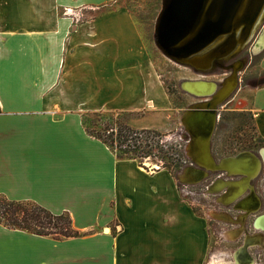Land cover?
Wrapping results in <instances>:
<instances>
[{
  "label": "crops",
  "instance_id": "crops-1",
  "mask_svg": "<svg viewBox=\"0 0 264 264\" xmlns=\"http://www.w3.org/2000/svg\"><path fill=\"white\" fill-rule=\"evenodd\" d=\"M118 2L0 0V194L69 211L81 232L58 238L0 223V264L209 262V220L178 174L119 158L83 126L85 112L168 102L132 12ZM85 6L98 10L79 20ZM251 109L264 140V82Z\"/></svg>",
  "mask_w": 264,
  "mask_h": 264
},
{
  "label": "rangeland",
  "instance_id": "rangeland-1",
  "mask_svg": "<svg viewBox=\"0 0 264 264\" xmlns=\"http://www.w3.org/2000/svg\"><path fill=\"white\" fill-rule=\"evenodd\" d=\"M163 1L119 0L118 3L126 6L132 12L143 36L147 51L154 63L156 72L162 81V86L167 93L168 102L163 108L146 105L145 109L139 111H121L124 114L115 115V120L117 122L129 121L137 129L155 128L163 135L162 143L164 149L171 148L168 153L169 156L175 158L176 156H181L182 153L185 154L186 160L184 161V167L178 172V181L180 182L182 193L191 202L196 213L209 220L212 252L207 264H235V253L245 246L244 242V245L237 249L240 243V240L234 235L236 234L234 231L237 229H239V234L244 231L246 238L253 236L261 237L260 242H253L249 246L247 245L246 254L248 253V258L251 260L249 264H264V249H262L261 253L255 255L257 258L256 263L251 256L252 246L260 245L264 247V230L257 228L256 225V229L252 226L254 212L252 215L244 216L242 208L234 209V206L231 204L223 203L220 200L221 192H211L209 190L213 181L218 177H222V172H209V175L205 179L195 184L186 183V181L181 179L180 173L187 166L197 168L187 154L191 136L185 129L181 117L191 105L206 100L204 97H198L187 92L182 87V83L186 80L205 79L215 81L220 85L223 78H227L226 76L229 72L226 73L225 70L218 69L216 65L212 66L214 68L197 70L189 64L173 60L162 51L157 44L156 27L163 7ZM96 10L98 8L92 9L86 6L77 8V11L81 12V15L78 17L79 20L85 21L94 15L93 12L88 11ZM261 23L259 25L258 22L253 36L246 43L240 45L235 52L225 58L241 59L243 60L240 62L241 67L246 65L239 75L240 81L236 90L218 106V120L211 141L212 153L217 161L223 157L236 155L242 151H251L260 156L261 150L264 148V140L256 130L254 114L251 109V92L253 87L264 82V69L260 66L264 50H258L256 48L257 44L254 45L257 35L264 29V18ZM159 155L163 156V154L158 152L157 156L146 158L143 164L152 170L164 167L166 160ZM241 177L237 175L228 177V179L236 180ZM224 178L227 179L226 177ZM249 184L243 196L248 195L249 191H251L250 186L258 195L260 205L262 204L260 212L263 213L257 214L255 217L257 219L260 215L264 214V170L261 169L259 174ZM221 213L228 215L230 218L223 219L220 216ZM241 217L243 220H241ZM230 232L233 233V237L230 236Z\"/></svg>",
  "mask_w": 264,
  "mask_h": 264
},
{
  "label": "water",
  "instance_id": "water-1",
  "mask_svg": "<svg viewBox=\"0 0 264 264\" xmlns=\"http://www.w3.org/2000/svg\"><path fill=\"white\" fill-rule=\"evenodd\" d=\"M263 11L264 0H164L156 27L157 44L173 60L189 64L197 70H206L220 59L231 55L253 36ZM260 32L254 45L260 39ZM239 67L241 63L235 66V70L229 76L234 82L223 94L225 81L219 86L217 82L208 80L211 91L203 95L185 86L206 81L196 79L182 83L187 92L206 98L191 105L182 114V123L191 136L187 154L203 174L201 180L209 175L208 172L225 174L227 179L218 177L209 187L211 192L224 191L222 196L228 195V199L222 197L224 203L235 201L246 192L249 182L264 167L262 159L264 148L260 156L251 151H242L236 155L223 157L219 161L212 153L211 141L218 120V106L236 90ZM246 153L252 154L254 158L248 167H243L242 162L246 158L234 157ZM237 175L242 176L238 179L242 180V184L235 191L230 185V181L235 179L228 177ZM250 189V193L252 191L255 193L251 186ZM256 196L259 204L255 212L260 208V199L257 194Z\"/></svg>",
  "mask_w": 264,
  "mask_h": 264
},
{
  "label": "trees",
  "instance_id": "trees-1",
  "mask_svg": "<svg viewBox=\"0 0 264 264\" xmlns=\"http://www.w3.org/2000/svg\"><path fill=\"white\" fill-rule=\"evenodd\" d=\"M119 114L124 113L120 110L85 112L82 115L83 126L88 134L105 142L119 158H135L143 164L146 158L155 157L159 152L163 154L159 156L166 160L164 168L174 175L182 170L185 154L175 158L169 156L171 148L164 149L161 132L155 128H134L129 121L117 122L114 116ZM0 223L58 238L81 233L74 226L69 211L55 213L34 200H13L5 194H0Z\"/></svg>",
  "mask_w": 264,
  "mask_h": 264
},
{
  "label": "bare ground",
  "instance_id": "bare-ground-1",
  "mask_svg": "<svg viewBox=\"0 0 264 264\" xmlns=\"http://www.w3.org/2000/svg\"><path fill=\"white\" fill-rule=\"evenodd\" d=\"M263 18H264V11H263L262 16L260 18L259 25L262 24L261 22L263 21ZM256 28L257 27H255V29ZM256 46H257L256 48L258 50H264V31H263V33L261 35V38L259 39V41H258ZM225 79H227V81L224 80L226 82V84H225L224 90L222 91V94L225 93V91L229 89L230 85L233 84L232 82H234V80L232 81V79L230 77L225 78ZM201 80L202 81H206V82H202V83H199L197 85L194 84L192 86L187 84L185 86V88L187 87L188 89L194 91L195 93H197L199 95H203V94L209 93L211 91L210 83H207L208 80H205V79H201ZM234 158H246V159L243 160L242 166L243 167H248V165L251 164L252 158H254V157L252 156V154L246 153V154H242L239 157H234ZM262 159L264 160V149L262 151ZM202 175L203 174H201L197 168L190 167V166H187L180 173L181 179L186 181V183H191V184H195V183L200 182L201 181L200 178H202ZM178 177H179V175H178ZM241 184H242V180H238L237 179V180H231L230 181V185L233 188V190H235V191L240 188ZM222 197L220 198L221 201H222ZM223 199H228V195L226 197H223ZM238 203H239L238 207L242 208V210H244V216H247V215H250L253 212H255V209H256V207L259 204V200H258L256 194L252 191L251 194L246 199H244V200H242V201H240ZM216 215H218V214H216ZM220 216H222L223 219L230 218V217H228V215H226L224 213H221ZM241 220H243L242 217H241ZM255 225H256L257 228H260V229L264 230V214L260 215L256 219ZM234 232L236 233V234H234L235 237H237L239 235V233H240L239 229L235 230ZM229 234H230L231 237H233V233L230 232ZM260 241H261V237L260 236L247 237L246 241H245V246H243L240 250H238L236 252L235 264H249L251 262V260L248 258V255H247L248 253L246 254L247 245L249 246L253 242L255 243V242H260Z\"/></svg>",
  "mask_w": 264,
  "mask_h": 264
},
{
  "label": "flooded vegetation",
  "instance_id": "flooded-vegetation-1",
  "mask_svg": "<svg viewBox=\"0 0 264 264\" xmlns=\"http://www.w3.org/2000/svg\"><path fill=\"white\" fill-rule=\"evenodd\" d=\"M242 56V55H241ZM226 57H228V56H226ZM226 57H224L222 60H219L217 63L218 64H214L213 66H217L218 67V69H222V70H225V72L227 73V72H229L228 73V75L226 76V77H228L229 75H231L232 73H233V71L235 70V66H238V64L241 62V61H243V60H238V59H225ZM246 65V64H245ZM245 65H243L241 68L239 67V69H238V85H239V81H240V73H241V71H243L244 70V68H245ZM212 68H214V67H212ZM211 70V69H210ZM225 79V77L223 78V80ZM223 80H222V82H223ZM219 86H221V84L219 85ZM262 170H264V167H262ZM222 177H226L225 176V174H222L221 175ZM223 192L224 191H222L221 192V196H220V198L222 197V194H223ZM245 193V192H244ZM243 193V194H244ZM243 194L241 195V196H239L235 201H232V202H229V203H227V204H231L232 206H234V209L236 208H238V209H240L239 207H238V202H240L241 200H243L246 196H248L249 194H250V191H249V193H248V195H246V196H243ZM223 202V201H222ZM224 203V202H223ZM262 205V204H261ZM260 205V208L258 209V211H256V212H254V219H253V221H252V226H253V228H255L256 229V227H255V221H256V219H255V217L257 216V214H260V213H263V212H260V210L262 209V206ZM250 215H252V214H250ZM254 235V234H253ZM237 239L238 240H240L239 242V245H238V247H237V249H239L240 247H242L243 245H244V242H245V239H246V234L244 233V231H242L241 232V234H239L238 236H237ZM252 248V251H251V253H252V258H253V260L255 261V263H256V254H259V253H261V251H262V249H264V247H261L260 245H255V246H252L251 247ZM254 248V249H253ZM250 253V254H251ZM251 264H253V263H251Z\"/></svg>",
  "mask_w": 264,
  "mask_h": 264
}]
</instances>
